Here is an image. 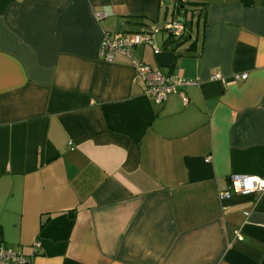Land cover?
<instances>
[{
	"label": "crops",
	"instance_id": "crops-1",
	"mask_svg": "<svg viewBox=\"0 0 264 264\" xmlns=\"http://www.w3.org/2000/svg\"><path fill=\"white\" fill-rule=\"evenodd\" d=\"M105 30L152 35L132 59L197 83L156 102L130 58L99 57ZM233 174L264 177V0H0L7 247L30 264H264V191L220 199Z\"/></svg>",
	"mask_w": 264,
	"mask_h": 264
},
{
	"label": "built area",
	"instance_id": "built-area-1",
	"mask_svg": "<svg viewBox=\"0 0 264 264\" xmlns=\"http://www.w3.org/2000/svg\"><path fill=\"white\" fill-rule=\"evenodd\" d=\"M97 17L103 14L95 12ZM165 31L171 35H179L183 29V22L175 19L164 26ZM152 35L144 36L141 33H131L123 36L120 33H110L105 30L99 46V57L105 61H111L116 54H123L131 59L132 66L140 79L145 84L144 92L156 102H162L170 93H181L180 88L186 85L196 84L192 80H186L177 75H163L159 71H153L150 66L138 62L131 57V49L143 43H152ZM158 53V49H154ZM234 79L246 78L245 74H236ZM212 79L221 80L219 74H213ZM264 191V177L248 174H233L229 178L228 188L219 192L220 199H228L232 195H246L253 192ZM247 214V213H245ZM240 239V236L237 235ZM36 246L38 243L35 244ZM0 264H30V255L15 251L0 241Z\"/></svg>",
	"mask_w": 264,
	"mask_h": 264
}]
</instances>
